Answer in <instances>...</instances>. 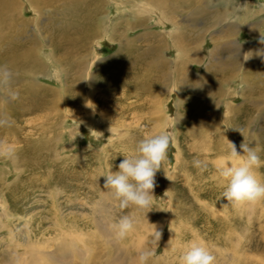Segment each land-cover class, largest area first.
<instances>
[{"label": "rangeland", "instance_id": "rangeland-1", "mask_svg": "<svg viewBox=\"0 0 264 264\" xmlns=\"http://www.w3.org/2000/svg\"><path fill=\"white\" fill-rule=\"evenodd\" d=\"M20 1L28 27L15 34L13 41L24 45L16 52L35 49L40 58L31 51L32 77L10 68L17 99L0 94V117L12 120L11 127L0 128V137L18 149L16 163L0 159V264H25L32 253L41 264L49 263L43 259L48 254L59 264H135L138 247L154 251L148 264H178L194 238L206 242L216 264H264V200L233 207L222 198L225 182L217 171L228 140L240 152L245 140L258 149L262 165L256 171L264 180V82L257 94L248 88L254 70H264V55L257 54L264 49V0H204L215 23L209 27L190 9L168 19L158 8L142 11L135 0H105L101 16H92L91 0L60 1L38 13L28 0ZM225 8L233 11L217 16ZM133 12L145 15L147 23L128 30L129 51L119 40L122 24L110 28ZM11 20L4 22L5 30ZM82 24L89 28L86 34L72 31ZM180 26L185 36L198 32L202 39L175 43ZM148 32L159 34L162 44ZM247 52L253 54L245 60ZM157 57L163 60L159 68ZM181 61L194 80L205 72L221 77L224 68L235 78L228 85L219 78L217 84L176 90ZM89 101L93 107L86 106ZM161 130L169 131L175 144L156 174L153 208L121 210L101 175L118 171L122 153ZM132 213L135 230L116 239L110 226Z\"/></svg>", "mask_w": 264, "mask_h": 264}, {"label": "clouds", "instance_id": "clouds-1", "mask_svg": "<svg viewBox=\"0 0 264 264\" xmlns=\"http://www.w3.org/2000/svg\"><path fill=\"white\" fill-rule=\"evenodd\" d=\"M260 43L264 44V33H261ZM250 53L244 54L245 60L252 56L253 53ZM257 54L264 55V49ZM14 78L13 71L7 65H0V94L6 100L17 99L18 93L13 89ZM86 106L93 107L90 101ZM11 126L10 116L4 114L0 117V128ZM174 144L175 138L167 130L144 135L137 141L133 151L122 153L124 159L120 162L118 171L113 172L110 168L106 174L101 175L105 177L104 188L110 191L121 210L135 208L148 209L149 212L153 208L156 174L163 169L168 149ZM240 148L242 152L237 150L235 143L228 140L227 154L217 164L219 177L225 182L222 198L233 207L264 200V180L258 177L256 171L262 165L258 149L251 147L245 140ZM0 159L12 163H16L18 159V149L7 137H0ZM195 163L199 167L203 162L198 160ZM166 176L171 179L167 174ZM136 223V216L132 213L120 216L110 227L115 238L123 240L135 230ZM152 235L153 242L158 243L161 232L156 226ZM153 255L151 248L138 247L135 264H148ZM178 264H216V257L203 239L194 238L183 247Z\"/></svg>", "mask_w": 264, "mask_h": 264}, {"label": "bare ground", "instance_id": "bare-ground-1", "mask_svg": "<svg viewBox=\"0 0 264 264\" xmlns=\"http://www.w3.org/2000/svg\"><path fill=\"white\" fill-rule=\"evenodd\" d=\"M30 5L33 6V9L38 13L40 12L44 7H49V6H52L54 4H57L59 3L60 1H64V5H72V3L76 0H28ZM107 1V0H106ZM133 1V0H132ZM146 1V2H145ZM204 0H135L134 2H138V3H141V7L140 9L142 8V11L146 12L148 11V9H153V8H158L160 11H161V16L164 17V18H168V16H171L170 14H174V12H177V11H187V10H191V13L193 15V18L194 19H197L198 18H201V17H204V19L206 20V27H209V26H213V24H215L212 20H210L211 18V14L205 10L203 7H202V2ZM209 1V0H207ZM105 0H91V3L93 4V8H92V11L94 12V14L92 13V16H97L98 13L99 15L101 16V12L103 13L102 9H103V4H104ZM230 4V3H229ZM248 4V3H247ZM228 5V4H227ZM143 6V7H142ZM214 6V5H213ZM232 6V5H231ZM244 6V5H243ZM235 7V6H233ZM81 8V7H80ZM207 8V7H206ZM84 9V8H83ZM225 10H223L222 13H218L217 16H222L223 14H226V16H228V14H230L233 10L232 9H227L225 8ZM262 9V8H261ZM24 10H25V7L23 5V3L20 1V0H0V48L1 50L4 48V50L8 51V54L5 53V54H2V51L0 50V60L5 63V61L7 62V66L9 68H12V70H23L25 71L27 74H29L31 77L32 75H34V71H31L32 68L30 66V62H31V51L34 52V54H37L38 56V59L40 58V55H39V52L36 51L35 49H31V50H27L26 47H25V50L23 53L21 54H17V50L22 46V44L20 43H15V41H13L15 39V34H24L26 32V29L28 27V21H27V18L23 15L24 14ZM264 10V9H263ZM262 11H254L255 12V15H257V13L259 14L260 12H263ZM159 11V12H160ZM253 11V10H252ZM139 13V12H138ZM137 12H133L131 14V17L133 18H125L123 16H121V22L120 21H117L116 24L113 23L111 28L112 30H115L117 29V25L118 24H122L121 26V33L119 35V40L121 41V47L122 48H125L127 47V49L130 51V44H131V41L128 37V30L129 29H132V28H135V27H138V26H142L144 24L147 23V18L145 15H139ZM245 14V13H244ZM247 14V13H246ZM249 14V13H248ZM247 14V15H248ZM213 15V14H212ZM215 15V14H214ZM253 15V17H255L254 14H251ZM103 16V15H102ZM7 19H12L11 20V23H10V26L8 27L7 29V26H6V30L4 29L5 25H4V22L6 21L7 22ZM160 19V18H159ZM169 19V18H168ZM214 19V18H213ZM162 21V20H161ZM94 23H98V25L100 24V20H98L97 18H95V21L93 20ZM124 24H123V23ZM176 22V21H175ZM260 22V21H258ZM257 22V23H258ZM173 23V22H172ZM262 23V22H261ZM7 24V23H6ZM264 24V23H263ZM262 24V25H263ZM9 25V23L7 24ZM179 25V24H178ZM177 25V26H178ZM259 25L260 24H256V30L259 29ZM21 26V28H20ZM98 28V27H97ZM183 26H180L178 27L179 30H177L178 33L177 36H176V39L178 37L179 40L175 41L182 44V46H186V42L189 43L190 45L194 44L195 42H198L201 38V34H199L198 32L196 33H189L188 36H185L186 34H184V29H182ZM1 29H4V30H1ZM83 30L85 32V34L87 33L88 31V26L85 25V24H82V25H78L77 27L74 26L73 27V30L72 31H77V30ZM3 31V33H2ZM90 31V30H89ZM175 31V30H174ZM181 31V32H180ZM189 31H192V30H189ZM99 32V31H97ZM108 32V31H106ZM113 32V31H112ZM186 32H187V29H186ZM105 33V31H104ZM172 33V32H171ZM198 33V34H197ZM188 34V33H187ZM204 34V33H203ZM147 36H151L156 38V40H158L159 43L162 44V41L160 40V35L157 34V33H154V32H148L146 33ZM167 36V35H165ZM110 38L112 39H115V35L113 33L110 34L109 36ZM174 37V36H173ZM172 38V37H171ZM29 42V41H28ZM24 44V43H23ZM27 44V43H26ZM21 45V46H20ZM29 45V44H28ZM175 45V44H174ZM189 45V46H190ZM32 46V45H31ZM179 46V44H178ZM196 47V46H194ZM190 48V47H189ZM187 49V50H190V49ZM258 48V46H256V49ZM183 49H186V47H183ZM192 49H197L196 48H191ZM215 49V48H214ZM242 49V48H241ZM55 50H58V48L56 47ZM54 50V51H55ZM157 50L158 48H154L152 47L151 48V53H153V55H156L157 56ZM257 50H261V48L259 47ZM56 52V51H55ZM159 52V51H158ZM210 52V51H209ZM208 52V53H209ZM252 52V51H251ZM4 53V52H3ZM248 53V52H247ZM240 57H242L243 53H240ZM202 56V54H201ZM259 56V55H258ZM203 57V56H202ZM53 58V57H52ZM129 58L130 60L134 61L135 57L134 56H130L129 55ZM155 58V57H153ZM232 59V58H231ZM54 61V60H53ZM229 61V60H228ZM156 62H157V66L158 68L161 67L162 63H163V60H158V57L156 58ZM183 61L181 62H178L177 64V67L175 68V77L177 79V84H176V90H182L183 88H190L191 86L193 88H196L197 85L201 86L202 84H207V83H211V84H217V81L221 79L225 80V83L228 82L227 80L229 79L231 82V77L234 76L235 78V75L232 74V71H229V72H225V70H227V68H224L222 69V72H220L221 74V77H218L215 75L216 78H210L209 77V74L207 75V72L204 73V75L202 76H198L196 77L197 79L194 80V77L191 76L190 74H188L186 71H185V68H186V64H182ZM234 63V62H233ZM239 63L237 62V65ZM250 64V63H249ZM249 64L248 66L246 67V70H245V74H244V81H245V78H247L249 72H248V69H249ZM6 65V63H5ZM24 67L26 68V70L24 69ZM40 67V66H39ZM171 66H169V69H170ZM227 67V66H226ZM39 70V69H38ZM205 71V70H204ZM228 71V70H227ZM160 73V76L161 78L164 77V73L160 70L159 71ZM169 74H170V70L167 74V76L164 78V79H167V77H169ZM237 75V74H236ZM218 77V78H217ZM81 78L85 79V73L82 72V75H81ZM171 78V77H170ZM233 78V77H232ZM168 80L165 81L164 85L162 86L163 88H167V86L169 85V83L167 82ZM242 81V80H241ZM240 81V83H241ZM263 83L264 82V70L262 67H259V69L257 70H254L253 72V79L251 81V87L248 86V88L250 90H253L252 93L254 94H257L256 91H258L259 89V86L260 84L259 83ZM168 83V85H166ZM230 83V82H229ZM175 84V83H174ZM227 84V83H226ZM228 85V84H227ZM263 85V84H262ZM174 87V88H175ZM255 97V95H253ZM252 95L250 96L252 99L251 101H256L255 98L253 97ZM249 100V99H248ZM235 114V112H234ZM248 118V117H246ZM263 233V232H262ZM66 249L63 248L62 251L64 252ZM43 255V254H42ZM53 255V254H52ZM56 255V254H55ZM37 255H34V253H32V258L31 260H27L25 262V264H41L39 263V261L36 260V257ZM43 258V257H42ZM57 258V257H56ZM45 260L48 259V262L49 263H46V264H59L57 263L56 261H54V257L53 256H50V254L48 255H45V258H43ZM50 260V261H49ZM41 261V260H40ZM47 262V261H46ZM11 264V263H9Z\"/></svg>", "mask_w": 264, "mask_h": 264}]
</instances>
